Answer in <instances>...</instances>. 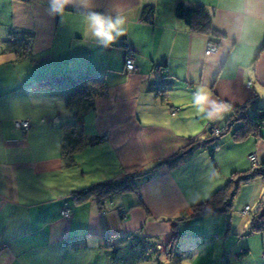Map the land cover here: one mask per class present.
I'll return each mask as SVG.
<instances>
[{
	"label": "crops",
	"instance_id": "crops-1",
	"mask_svg": "<svg viewBox=\"0 0 264 264\" xmlns=\"http://www.w3.org/2000/svg\"><path fill=\"white\" fill-rule=\"evenodd\" d=\"M176 1L70 0L64 14L55 16L50 0H0V35L32 34L25 59L0 49V56L26 64L0 94V264H127L122 259L143 252L142 246L149 261L131 264H264V230L250 231L264 206L259 178L241 186L230 216L180 224L176 261L160 250L191 206L208 200L233 173L264 163V131L242 142L227 133L218 138L213 157L211 144L187 155L178 168L160 166L138 193L117 195L102 208L94 200H71L74 191L145 173L195 140H207V131L224 128L234 111L251 116L258 107L264 110V0H181L213 14L220 36L211 39L218 49L210 55L204 53L210 36L192 33L176 18ZM147 7H154L150 20L143 13ZM93 10L125 18V34L108 48L88 30L86 13ZM128 50L134 55L131 72L124 67ZM79 72L102 78L107 94L92 101L76 128L62 127L73 114L61 92L31 86L38 76ZM199 88L220 106L218 117L196 110ZM21 105L30 112H14ZM26 120L27 132L15 127ZM74 131L83 133V145L67 165L61 143L69 136L75 146L80 137ZM102 162L111 171L100 178L78 183L68 176L72 170L85 177V168L98 170ZM245 207L248 215L241 214ZM65 208L68 219L61 216ZM243 248L248 253L238 258Z\"/></svg>",
	"mask_w": 264,
	"mask_h": 264
},
{
	"label": "trees",
	"instance_id": "trees-1",
	"mask_svg": "<svg viewBox=\"0 0 264 264\" xmlns=\"http://www.w3.org/2000/svg\"><path fill=\"white\" fill-rule=\"evenodd\" d=\"M153 12L154 7H147L143 11L144 14L148 15L149 20L152 19ZM174 14L176 18L181 20L192 33L208 35L211 39H217V37L220 36V33H218L213 27V14L204 5L185 3L179 0L175 3ZM31 39V33L25 31H12L10 34L9 45L4 50L15 53L17 59H25L30 55ZM216 44L218 45L217 42ZM31 88L51 89L53 91L59 90L61 92L59 93L64 97L66 107L70 109L73 114L72 122L62 125V127L69 128H76V126H78L77 123L81 121L82 113L93 105L92 101L96 97L105 96L107 94V86L104 80L88 72L73 74L57 73L46 77L42 75V77H39V79L35 81ZM263 123V109H259L258 107L251 116H247L242 110H238L234 111L232 118L228 120L227 125H225L222 132L223 135L231 132L235 141L242 142L248 137L256 135L259 131H264L261 130V125ZM73 134L74 136L77 134L80 137L79 140L77 139L78 143L75 139V146L71 143V137L69 136H64L61 143L62 158L67 165L73 164V151L83 145V133L74 131ZM217 140L218 138L212 140L197 139L187 148L180 150L172 157L158 161L152 169L145 173L128 174L119 180H109L79 191H74L71 193V200L75 205H82L90 200H94L98 206L102 208L105 205V202L117 195H122L128 192L138 193L141 183L149 180L155 173L156 169L160 166H164L169 170L178 168L184 163L187 155L211 144H213V147L209 154L213 157L216 152L215 149L218 146ZM257 178L264 181V163L247 171L233 173L224 187L215 192L208 200L191 206L187 214L176 219L172 226V234L168 239L166 246L163 248L166 259L170 262H174L180 256L175 249L176 241L180 235V224L190 220H197L205 216H230L235 198L238 195L241 186L247 185L249 182ZM63 211L64 209L61 211V216ZM263 230L264 217L261 216L260 209L251 220L250 231L261 232ZM131 239L134 242H142L141 239L136 237H132ZM109 247L112 249L111 253L113 256L118 258L116 255L117 250L111 247V245ZM134 247L135 245L133 248ZM142 249L144 250L143 252L140 251L138 254H135L134 256L131 255L132 257L129 256L122 260L127 264L137 261H149V256L146 255L144 246H142ZM247 253L248 249L243 248L238 251L236 256L239 258L245 256ZM223 258L224 260H222ZM221 261L226 262V256L222 257Z\"/></svg>",
	"mask_w": 264,
	"mask_h": 264
},
{
	"label": "clouds",
	"instance_id": "clouds-1",
	"mask_svg": "<svg viewBox=\"0 0 264 264\" xmlns=\"http://www.w3.org/2000/svg\"><path fill=\"white\" fill-rule=\"evenodd\" d=\"M70 0H50V15L62 16L68 8ZM86 21L91 36L104 48L115 43L126 32L125 18L121 15H107L103 12L89 11L86 13ZM193 105L196 110L205 114L207 118L219 116L220 106L212 100L203 88L197 89L193 95Z\"/></svg>",
	"mask_w": 264,
	"mask_h": 264
},
{
	"label": "rangeland",
	"instance_id": "rangeland-1",
	"mask_svg": "<svg viewBox=\"0 0 264 264\" xmlns=\"http://www.w3.org/2000/svg\"><path fill=\"white\" fill-rule=\"evenodd\" d=\"M3 35H6V34H3ZM3 35L1 36L0 35V49L1 48H3V49H6V47L9 45V39H10V37H8V38H6L7 36H4L3 37ZM26 66V64H25V62H22V61H19V60H16L15 58H14V55L13 56H10V55H7V56H0V94H2V92H4V90H7L8 88L6 87L7 86V83H12L13 84V80H14V78H15V76H11L12 75V73H15L16 74V72H15V69H17L18 70V72L19 71H21L24 67ZM30 73H36V71H35V69L34 68H32L31 69V71L30 70H28ZM39 77V76H38ZM38 77H37V79H38ZM37 79H35V81H37ZM34 81V82H35ZM1 99V98H0ZM6 99V97L5 98H3L2 100H1V104H3V101ZM18 100L20 99V97H18L17 98ZM34 102V101H33ZM42 102V100H39V99H36L35 100V105H38L39 106V104ZM33 104V103H32ZM22 105H23V101H22ZM21 105V108L20 109H16V110H14V112L16 111V112H19V113H24L25 111H29L30 112V109H28V108H30V106H22ZM37 106V107H38ZM2 107V106H1ZM3 108V107H2ZM7 110V109H6ZM5 109H4V111H6ZM3 111V110H2ZM7 112H10L9 110L7 111ZM64 124H67L66 122H64ZM203 130V128L201 129V130H199V131H202ZM223 128L222 129H219V128H217V127H213V132L212 133H206L207 135H208V139L209 140H212V139H217V138H219V137H221L222 135H223ZM104 139H107V137L105 136L104 137ZM251 158V157H250ZM254 158H255V156H254ZM256 160V159H255ZM255 160L254 161H252V163H254L255 162ZM95 166H90V169H88V167L87 168H85V171H86V175H85V177L82 175V173H81V171L79 172V174L78 175H76V173L75 172H72V170H68V176L69 177H74L75 178V181H77L78 183L82 180V179H92V178H97V177H99L100 178V176L101 175H104V174H109V172L111 171V170H109L110 168L107 166V164L106 163H104V162H102L99 166H98V170H95V169H93ZM99 170L101 171V172H105V173H101V172H99ZM73 175H76V177L75 176H73ZM105 178H103V179H99L100 181H102V180H104ZM94 180H98V179H94ZM239 192H240V190H239ZM242 193H241V196L240 197H242ZM239 196H237V198H238ZM264 207H262L261 208V211H262V209H263ZM232 210H234V208L232 209ZM242 214V213H241ZM248 215V214H247ZM160 250H162V252L164 251V249L163 248H161Z\"/></svg>",
	"mask_w": 264,
	"mask_h": 264
},
{
	"label": "built area",
	"instance_id": "built-area-1",
	"mask_svg": "<svg viewBox=\"0 0 264 264\" xmlns=\"http://www.w3.org/2000/svg\"><path fill=\"white\" fill-rule=\"evenodd\" d=\"M217 49H218V45L214 41H212L210 37V40L208 41L204 51L205 55H210L212 53H215ZM124 67L126 72H131L135 70L134 55L129 50L126 52L124 58ZM14 125L17 129L22 130L23 132H27L30 129V122L28 120L15 121ZM261 130H264V123L261 125ZM207 132L212 133L213 127L210 128ZM249 160L250 162L254 161L255 160L254 156H251V158L249 157ZM248 213H249V208L245 207L242 210V215H247ZM62 216L68 219L70 217L69 211L67 209H64V211L62 212ZM262 257L264 258V248L262 251ZM222 260H224V258Z\"/></svg>",
	"mask_w": 264,
	"mask_h": 264
},
{
	"label": "water",
	"instance_id": "water-1",
	"mask_svg": "<svg viewBox=\"0 0 264 264\" xmlns=\"http://www.w3.org/2000/svg\"><path fill=\"white\" fill-rule=\"evenodd\" d=\"M261 216L264 217V208L261 211Z\"/></svg>",
	"mask_w": 264,
	"mask_h": 264
}]
</instances>
